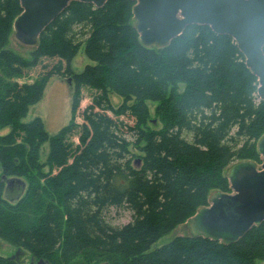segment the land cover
Returning <instances> with one entry per match:
<instances>
[{
  "label": "trees",
  "instance_id": "trees-1",
  "mask_svg": "<svg viewBox=\"0 0 264 264\" xmlns=\"http://www.w3.org/2000/svg\"><path fill=\"white\" fill-rule=\"evenodd\" d=\"M133 6L71 2L22 59L7 48L19 0H0V239L43 264H77L88 251L112 264L264 262V221L235 241L188 235L156 245L208 206L211 191L229 192L230 164L261 163L264 100L231 37L193 25L147 47ZM80 52L89 63L74 73ZM52 77L73 89L71 119L50 136L40 118L23 119ZM1 177L24 189H6ZM111 209L130 221L110 225Z\"/></svg>",
  "mask_w": 264,
  "mask_h": 264
},
{
  "label": "water",
  "instance_id": "water-1",
  "mask_svg": "<svg viewBox=\"0 0 264 264\" xmlns=\"http://www.w3.org/2000/svg\"><path fill=\"white\" fill-rule=\"evenodd\" d=\"M108 0H19L21 13L12 24L16 41L36 45L40 34L71 2L101 8ZM140 42L162 47L180 36L189 26H208L217 35L232 38L257 78V96L264 100V0H131ZM70 83L71 80L67 79ZM260 165L241 161L226 175L229 192H215L209 205L200 208L188 221L198 236L235 241L264 221V136L257 143ZM6 189L19 179H5ZM187 223V222H186ZM19 250L12 259L16 257ZM37 264H43L42 260Z\"/></svg>",
  "mask_w": 264,
  "mask_h": 264
},
{
  "label": "rangeland",
  "instance_id": "rangeland-1",
  "mask_svg": "<svg viewBox=\"0 0 264 264\" xmlns=\"http://www.w3.org/2000/svg\"><path fill=\"white\" fill-rule=\"evenodd\" d=\"M7 48L10 49L14 54L20 56L22 59H29L31 49L28 46L20 44L14 38L13 32L9 35ZM89 63L86 57L80 52L72 61H71V69L74 73H79L82 71L85 64ZM36 72H32L35 75ZM72 83L67 82V78H58L52 77L46 84V87L43 92V96L41 100L31 106L27 113V116L23 119V121H30L35 117L41 119L45 131L50 135H56L58 131L67 125L69 120L71 119V104H72ZM87 93H82V101L81 105L87 103L88 99L85 98ZM110 103L113 107H117L121 103V99L110 95ZM151 117L153 118V105H150ZM77 122H81L78 118ZM48 151V143L43 144L40 150V157L42 160L46 158ZM243 162V161H242ZM240 162H236L230 164L225 170V175H230L232 168ZM255 165H260L256 164ZM1 174V173H0ZM214 191H211V196L214 194ZM131 219V214L127 211L123 210H109L106 220L110 223V225L115 227H120L122 225L127 224ZM196 229L191 227L189 221L187 223L178 225L174 230H172L169 234L160 238L156 245L162 246L171 239L176 236H188L194 235ZM19 253L17 257L22 264H37L38 261L31 258L30 254L23 250L18 249ZM17 251V247L0 239V256L9 257L15 254ZM76 262L77 264H112L109 259L106 258L105 255L100 253L88 251L80 254L79 256L73 258L71 263ZM118 264V263H117ZM258 264H264V262H260Z\"/></svg>",
  "mask_w": 264,
  "mask_h": 264
},
{
  "label": "crops",
  "instance_id": "crops-1",
  "mask_svg": "<svg viewBox=\"0 0 264 264\" xmlns=\"http://www.w3.org/2000/svg\"><path fill=\"white\" fill-rule=\"evenodd\" d=\"M211 195V194H210Z\"/></svg>",
  "mask_w": 264,
  "mask_h": 264
}]
</instances>
